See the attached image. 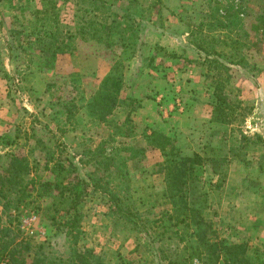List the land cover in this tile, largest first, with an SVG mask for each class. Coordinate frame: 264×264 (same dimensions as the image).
<instances>
[{
	"label": "rangeland",
	"instance_id": "obj_1",
	"mask_svg": "<svg viewBox=\"0 0 264 264\" xmlns=\"http://www.w3.org/2000/svg\"><path fill=\"white\" fill-rule=\"evenodd\" d=\"M41 1L0 0V107L9 111L8 118L0 117V168L12 153H25L30 160L51 153L72 160L83 176L89 170L87 156L113 130L90 123L83 110L68 118L63 104L81 95L88 98L110 71L113 51L119 57L121 49L110 51L102 43L74 39L72 52L53 60L42 55V43H33L42 31L34 14L41 9ZM45 1L54 4L58 16L53 22V9L45 11L43 15L51 17L47 31L59 37L74 34L82 23L78 0ZM214 5L216 19L224 21L231 11L241 25L232 33L214 30L218 43L216 52L210 53L208 23L215 20H210ZM263 12L264 0H115L108 14H103L109 15L105 21L113 15L133 17V21L116 19L117 33L131 34L132 41L129 53L120 58L124 61L120 94L124 105L111 120L129 118L136 138L144 129L161 131L176 141L181 156L200 157L197 168L202 177L188 182V201H203L202 215L211 223L214 241L242 246L247 264H264V40L250 30ZM97 13L101 20L102 11ZM43 38L48 41L49 36ZM241 56L247 58L246 66L232 64ZM210 60L214 61L211 65ZM211 87L216 94H210ZM146 101L156 105L161 121L143 123L137 116ZM188 111H199L206 122L210 118L228 125V132L223 126L210 128L216 134L198 148L192 138L188 142L173 131L174 119ZM183 121L185 129L191 128ZM157 161L160 156L133 165L123 184L137 225L112 215L106 196L86 188L77 207L78 246L112 263L122 257L136 264H181L183 258H188L185 264H228L222 253L219 258L209 257L203 247L199 255L190 257L187 244L178 242L166 220L173 207L166 198L163 176L152 167ZM38 205L33 201L17 213L21 238L46 251H65L66 238L41 217ZM139 225L142 228H136Z\"/></svg>",
	"mask_w": 264,
	"mask_h": 264
},
{
	"label": "trees",
	"instance_id": "obj_2",
	"mask_svg": "<svg viewBox=\"0 0 264 264\" xmlns=\"http://www.w3.org/2000/svg\"><path fill=\"white\" fill-rule=\"evenodd\" d=\"M77 2L81 12L78 21L82 23L74 34L68 33L67 36L60 38L58 33L47 31L46 23L51 17L43 15L48 8L53 9L54 15L51 16H55L53 21L55 22L58 16L54 4L42 0L41 9L34 12L42 31H38L32 41L35 44L42 43L39 45L42 46L39 52L52 60L59 54L72 52L74 47L71 41L74 39L84 42L93 40L102 43L110 51L115 48L121 49L119 57L116 56L117 51H113L116 57L113 58L110 71L88 98L81 95L78 99H71L63 104L68 118L83 110L90 123L103 124L111 128L113 133L107 137V141L99 145L98 149L89 153L87 156L89 170L83 176L72 160L54 157L51 153H48L46 158L32 160L25 153H12L7 156V165L0 168V264H136L122 257L112 263L92 249L79 247L80 216L77 207L84 200L86 188L90 187V191L106 196L112 215L117 214L118 219L137 225L134 215L129 210L128 188L123 184L128 180L133 165L143 164L156 156H160L161 161L155 162L152 167L157 169L155 173L162 174L166 198L173 207L166 220L169 226L174 227L178 242L187 244V248L190 249L189 256L199 255L200 248L203 247L209 257L219 258L222 253L228 264H247L248 259L242 246H226L214 241L211 223L202 215L203 201L200 203L188 201V182L200 181L202 177L197 168L201 163L200 157L195 154L181 156L176 141L161 131L144 129L140 138H136L129 118L126 117L124 121L111 120L115 111L124 105L120 97L124 86L122 73L124 61L120 58L129 53L132 41L131 34L122 37L120 32L117 33L116 19L133 21V17L125 15L121 18L113 15L111 19L105 21L106 16L103 14H108L109 8L115 5V0ZM24 8L26 6L21 7ZM104 10L107 11L103 13ZM97 11H102L101 20ZM210 11V20L215 19L208 23L212 34L211 53L216 52L218 43V37L212 32L216 29H225L232 33L238 30L241 20L230 10L231 13H227L224 21L216 19L218 8L215 5L210 7ZM255 22L256 25L251 24L250 30L264 40V12L256 17ZM13 32L21 35L20 32ZM43 36H49L48 41L44 40ZM134 53L135 50L130 55L133 56ZM213 62L210 60V65ZM232 64L244 67L248 64L247 58L241 56ZM108 144L112 146L111 149H107ZM33 201L39 202L41 217L56 225V230L63 233L67 242L65 251H46L42 245H33L21 238L16 215L22 207ZM2 219H5L4 223ZM136 228H142V225ZM187 259L183 258L181 264H185Z\"/></svg>",
	"mask_w": 264,
	"mask_h": 264
},
{
	"label": "crops",
	"instance_id": "obj_3",
	"mask_svg": "<svg viewBox=\"0 0 264 264\" xmlns=\"http://www.w3.org/2000/svg\"><path fill=\"white\" fill-rule=\"evenodd\" d=\"M227 38V37H226ZM1 81V80H0ZM1 92V91H0ZM215 88L211 87L210 88V94H216L215 93ZM262 94H264V89L262 91ZM260 96V94L258 95ZM189 113L185 114L183 117H176L174 119L175 125L173 126V131L176 133L177 136H185L187 138V141L189 142V139H193V144H197V147L199 146L203 147L205 146V140L210 138V135H214L216 133H210V128H215L214 126H217L218 128L220 126H223L224 128L228 127V125H222V122H218L216 120L208 118V121H205V118L202 119L201 115L199 114V111L197 113H191V111H188ZM9 115V111L5 107H0V117L1 118H8L7 116ZM137 116H140L141 120L143 123H149V122H155L160 120L159 117H157V111H156V105L154 103L147 102L143 103L140 108L137 109ZM187 116V117H185ZM186 120V123L189 125L191 128L185 129L182 126L183 120ZM210 122V123H209ZM195 124V125H194ZM160 127V125H159ZM197 127V131H194V128ZM203 128L201 132H199V129ZM172 131V128H170ZM228 132V128L226 129ZM202 135H200V134ZM196 135L203 137L202 140L199 139L198 141L196 140ZM225 135V134H224ZM213 138V137H212ZM214 140V138H213ZM192 143V142H191ZM192 144V145H193ZM261 216V215H260Z\"/></svg>",
	"mask_w": 264,
	"mask_h": 264
},
{
	"label": "built area",
	"instance_id": "obj_4",
	"mask_svg": "<svg viewBox=\"0 0 264 264\" xmlns=\"http://www.w3.org/2000/svg\"><path fill=\"white\" fill-rule=\"evenodd\" d=\"M192 264H199L197 261H194Z\"/></svg>",
	"mask_w": 264,
	"mask_h": 264
}]
</instances>
